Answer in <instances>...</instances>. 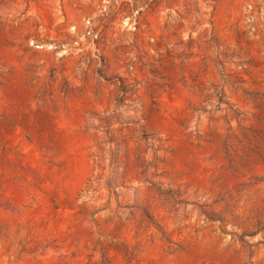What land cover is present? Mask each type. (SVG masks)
Returning a JSON list of instances; mask_svg holds the SVG:
<instances>
[{
    "label": "rangeland",
    "instance_id": "374dc122",
    "mask_svg": "<svg viewBox=\"0 0 264 264\" xmlns=\"http://www.w3.org/2000/svg\"><path fill=\"white\" fill-rule=\"evenodd\" d=\"M0 264H264V0H0Z\"/></svg>",
    "mask_w": 264,
    "mask_h": 264
}]
</instances>
